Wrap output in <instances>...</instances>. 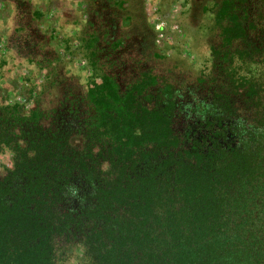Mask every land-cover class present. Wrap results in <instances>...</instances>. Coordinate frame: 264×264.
Returning <instances> with one entry per match:
<instances>
[{
    "label": "trees",
    "instance_id": "16d2710c",
    "mask_svg": "<svg viewBox=\"0 0 264 264\" xmlns=\"http://www.w3.org/2000/svg\"><path fill=\"white\" fill-rule=\"evenodd\" d=\"M240 1L217 4L206 75L141 56L55 109L0 108V264L75 246L82 264H264V87L236 67L259 57Z\"/></svg>",
    "mask_w": 264,
    "mask_h": 264
},
{
    "label": "rangeland",
    "instance_id": "374dc122",
    "mask_svg": "<svg viewBox=\"0 0 264 264\" xmlns=\"http://www.w3.org/2000/svg\"><path fill=\"white\" fill-rule=\"evenodd\" d=\"M221 1L0 0V108L17 104L25 115L55 109L65 97L86 93L104 72L141 56L157 54L159 72L173 67L190 77L206 75L215 70ZM254 1L241 15L251 27L240 46L257 50L259 57L237 61L236 67L264 87V26L255 12L264 0ZM212 77L220 78L217 72ZM82 141L72 138L74 145ZM13 158L10 149H0V176L12 168L7 164ZM81 256L75 246L62 264H82Z\"/></svg>",
    "mask_w": 264,
    "mask_h": 264
},
{
    "label": "clouds",
    "instance_id": "9594fccd",
    "mask_svg": "<svg viewBox=\"0 0 264 264\" xmlns=\"http://www.w3.org/2000/svg\"><path fill=\"white\" fill-rule=\"evenodd\" d=\"M7 166H8L9 168H11L13 165H12V163L9 161L8 164H7ZM107 167H108V165L105 164V165H104V170H107ZM73 195H75V192H73Z\"/></svg>",
    "mask_w": 264,
    "mask_h": 264
}]
</instances>
